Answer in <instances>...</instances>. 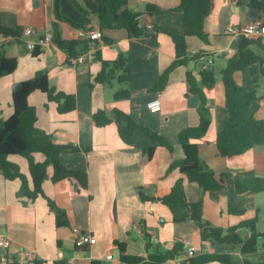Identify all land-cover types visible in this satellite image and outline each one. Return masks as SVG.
Listing matches in <instances>:
<instances>
[{"label": "crops", "instance_id": "crops-1", "mask_svg": "<svg viewBox=\"0 0 264 264\" xmlns=\"http://www.w3.org/2000/svg\"><path fill=\"white\" fill-rule=\"evenodd\" d=\"M148 3L169 10L179 7L181 0H129V7L144 13L140 18L143 25L183 30V13L153 15L145 11ZM77 4L88 13L82 12ZM60 5L66 17L86 29H76L70 23L57 20L55 0H0V27H22L23 30L32 27L35 30L34 39H38L54 34V23H58L64 40L90 39L91 32L101 31L103 38L111 43L96 40L83 54L87 55L85 63L75 65L71 63L68 52L55 42L44 46L42 53L35 57L25 45V37L22 42L6 37L0 47L3 46L6 56L17 58L19 66L14 73L0 78V120L9 119L15 112V84L34 78L40 71H47L51 87L75 96L77 109L61 113L57 101L50 100L48 94L35 91L29 96V103L37 110V127L50 134L57 143L89 148L77 153L64 152L61 156L67 168L88 173L89 188L82 189L76 181L69 179L54 183V169L49 167V178L43 184L45 194L66 211L69 222L65 227H58L48 198L40 196L32 200L20 196L21 179L8 180L0 170V236L10 241L8 249H0V264L31 260L42 264H71V261L76 264H124L116 241L127 243L128 254L146 257V234L166 248L176 241L185 243L186 250L182 255L167 264H185L190 258V247L196 248V255L232 252L227 244L204 243L197 223H175L167 206L142 196L169 194L183 176L179 170L168 173V169L172 163L185 158L179 133L200 122V98L190 91L187 73L192 72L201 79L200 66L204 60H191L187 65L178 67L166 89L161 93L154 92L161 75L177 57L176 46L169 35L161 33L156 39L134 38L127 30L101 29L98 7L92 0H61ZM252 9L247 0H241V3L239 0H215V8L205 21L210 43L196 36L187 38L189 53L207 54L213 58V66L217 69V84L212 90H207L213 123L206 137L208 142L200 141L199 149L202 160L215 171L218 179L223 171L228 172L227 188L208 192L204 197V218L225 229L255 217L260 221L262 214L264 192L238 194L235 179L240 175L244 178L247 174L264 176V146L255 147L242 155L223 157L216 144L228 113L221 71L242 42L240 36L229 34L227 27L229 24L247 26L254 20L264 23V14L259 11L257 19L251 18L254 14ZM83 32L85 35L81 34ZM254 50L264 56V49L254 47ZM98 51L107 61L118 59L121 53L126 54L132 71L129 84L95 83V77L102 70V62L96 58ZM238 79L247 89L255 88L249 69L239 73ZM116 87L118 90L130 89L131 97L116 100ZM258 93L264 96V78L260 80ZM157 96L161 97L163 108L154 113L149 110L148 103ZM113 109L130 114L140 125L166 137L172 143L173 151L158 145L141 131L135 133L136 143L131 146L123 142L115 123L98 127L94 115L102 110L109 113ZM249 116L264 119V98L253 103ZM150 147H156L152 158L144 151ZM35 158L38 162L46 159L41 153ZM10 160L21 167L33 187L28 160L23 156H11ZM185 188L190 202L200 200L202 191L197 183L185 177ZM230 205L245 213H231ZM75 228L92 235L94 243L78 248ZM233 254L244 259L239 250ZM108 255L113 258L107 259ZM248 259L253 261L250 256Z\"/></svg>", "mask_w": 264, "mask_h": 264}, {"label": "trees", "instance_id": "trees-1", "mask_svg": "<svg viewBox=\"0 0 264 264\" xmlns=\"http://www.w3.org/2000/svg\"><path fill=\"white\" fill-rule=\"evenodd\" d=\"M61 0H55V11L57 20L70 23L76 29H86L84 25L76 23L66 17L61 12ZM74 1V0H73ZM98 7V18L101 29L127 30L134 38L156 39L159 34L169 35L176 46V59L163 72L154 92L161 93L169 84L172 73L180 66L187 65L189 61H198L204 53L191 55L188 50L187 38L190 36L199 37L205 43H210L209 35L205 31V21L212 14L215 8V0H181L177 8L164 10L154 4L146 5V12L153 15L163 14H184V28L178 30L159 25H152V28L141 24L140 18L143 12L135 11L129 7V0H92ZM250 8L258 10L264 14V0H247ZM241 3V0H239ZM78 8L88 13L79 4ZM1 34L5 37L17 38L19 42L23 39V28L10 29L1 26ZM54 42L63 50H66L69 57H79L90 50L91 44L97 42L92 39L64 40L59 30V24L54 23ZM242 42L237 52L228 59L227 65L222 69L221 75L225 88V106L228 113L223 122V129L216 139L219 153L223 157H234L242 155L247 151L264 146V119H257L249 116V111L253 103L261 100L258 90L260 80L264 78V56L257 53L254 47L264 49L261 38L241 37ZM103 42L110 44L111 41L103 38ZM27 46V44H25ZM42 53L40 47L32 51L37 57ZM96 58L102 62V70L95 77V83L102 85H113L117 80L119 84H129L131 80L130 59L126 54L121 53L114 61L104 60L98 51ZM19 66L17 58L6 56L3 46L0 47V78L14 73ZM202 66V65H201ZM200 66V67H201ZM249 69L255 84L253 90L247 89L238 79V74ZM201 79L192 73H187V81L190 91L200 98L198 112L200 115L199 125L188 127L179 133L178 139L181 143L185 158L172 163L168 173L179 170L183 175L177 180L169 194L156 197H148L142 194L143 198L152 202H161L167 206L175 223L193 221L201 229V238L204 243L215 245L216 243L227 244L232 252L215 253L204 252L194 255L185 264H264L263 262H253L249 256L259 252V237L257 224L259 218L248 219L239 225L228 229L214 226L204 218V197L208 192L221 191L227 188L228 172L221 173L217 178L215 171L205 163L200 156L199 142L206 141L207 134L213 123V113L208 105L207 90H212L217 84V69L213 65L200 71ZM24 88L15 91L14 114L7 120H0V170L8 180L21 179L22 187L19 195L36 200L40 196L46 197L43 184L49 178L48 169H54L52 181L59 183L64 180L76 181L82 189L89 188V175L85 171L67 168L62 161L64 152L77 153L81 150H88L87 147H79L73 144H60L45 131L37 127V110L29 103V96L35 91L48 94L49 99L59 103L61 113L71 112L77 109V99L73 95H67L51 87L49 74L47 71H40L30 80L23 82ZM132 91L122 88L116 91L115 99L122 100L131 97ZM63 100H65L63 102ZM110 114V115H109ZM94 120L98 127H106L115 123L118 132L127 145H135V133L141 131L148 135L158 145L173 151L172 143L157 131L140 125L130 114H126L118 109H113L109 113L102 110L94 115ZM156 147L145 148L144 151L152 158ZM41 153L46 159L38 162L35 155ZM11 156H23L29 162V170L33 180V187L27 175L21 167L10 160ZM185 177L192 183H197L202 191V196L198 202L192 203L188 200L185 188ZM235 188L238 194L253 192L256 194L264 192V176L247 174L246 177L237 176ZM49 206L55 212L57 226L68 225V217L65 210L49 199ZM230 212L236 215H243L244 210H239L230 205ZM247 230L245 233L243 231ZM148 255L146 257L128 254L127 243L116 241V245L121 251V260L124 264H167V262L179 258L186 250V245L182 241H176L173 246L166 248L163 244L152 240L149 234L145 236ZM89 247V246H87ZM239 250L244 259L236 257L233 252ZM37 264L42 262L36 261ZM7 264H18L7 263ZM99 264V262H94Z\"/></svg>", "mask_w": 264, "mask_h": 264}, {"label": "built area", "instance_id": "built-area-1", "mask_svg": "<svg viewBox=\"0 0 264 264\" xmlns=\"http://www.w3.org/2000/svg\"><path fill=\"white\" fill-rule=\"evenodd\" d=\"M148 28H152V24H145ZM1 28V27H0ZM1 30V29H0ZM1 32V31H0ZM227 32L229 34H232L233 36H240V37H255V38H261L264 41V23L261 20H254L247 26H236L234 24H229L227 27ZM82 35H85V33H81ZM35 30L32 27H27L24 29L23 37L27 39V48L30 51L36 50L38 47L42 49L44 46H47L54 42V35L48 34L45 37L34 39ZM90 39L92 40H102L103 34L101 31L91 32L89 34ZM6 37L0 33V44L4 42ZM87 59V55H81L79 57L71 58V63L78 65L81 63H85ZM203 64L201 66V70H205L211 65H213L214 60L212 57H205L198 59V62L203 61ZM206 60V61H205ZM148 108L150 111L156 113L162 111L163 108V102L160 96H157L154 100L150 101L148 103ZM74 237L76 241V245L78 248L91 246L94 243V238L90 234H85L81 232L79 228L74 229ZM10 247V241L9 239L0 236V249L6 250ZM196 248L190 247L189 248V256L192 257L195 255ZM112 255H108L107 259H112ZM18 264H37L34 260L28 261V262H19ZM71 264H76L75 261H71Z\"/></svg>", "mask_w": 264, "mask_h": 264}, {"label": "rangeland", "instance_id": "rangeland-1", "mask_svg": "<svg viewBox=\"0 0 264 264\" xmlns=\"http://www.w3.org/2000/svg\"><path fill=\"white\" fill-rule=\"evenodd\" d=\"M115 86L119 85V82L116 80L114 82ZM109 88V86H108ZM118 90V87H116ZM262 203H261V209H262V214L260 215V221L258 224V232L261 234V236L259 237V252L257 255H252L250 256V258L255 261V262H264V194H262ZM247 230L243 231V233H245Z\"/></svg>", "mask_w": 264, "mask_h": 264}, {"label": "water", "instance_id": "water-1", "mask_svg": "<svg viewBox=\"0 0 264 264\" xmlns=\"http://www.w3.org/2000/svg\"><path fill=\"white\" fill-rule=\"evenodd\" d=\"M251 12H252V13L254 12L253 15L251 14V18H252V19H257V18H258V15H259L258 10H256V9H252ZM23 88H24V84H23V83H17V84H15V86H14V91H20V90H22Z\"/></svg>", "mask_w": 264, "mask_h": 264}]
</instances>
